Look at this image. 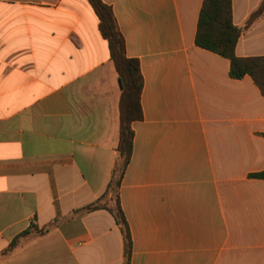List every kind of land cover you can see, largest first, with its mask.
I'll return each mask as SVG.
<instances>
[{
	"label": "crops",
	"instance_id": "crops-1",
	"mask_svg": "<svg viewBox=\"0 0 264 264\" xmlns=\"http://www.w3.org/2000/svg\"><path fill=\"white\" fill-rule=\"evenodd\" d=\"M143 76L119 189L131 264H264V96L196 46L204 0H102ZM262 0H232L238 58L264 57ZM88 0H0V264H124L106 210L121 87ZM50 231L4 256L31 226Z\"/></svg>",
	"mask_w": 264,
	"mask_h": 264
},
{
	"label": "trees",
	"instance_id": "trees-1",
	"mask_svg": "<svg viewBox=\"0 0 264 264\" xmlns=\"http://www.w3.org/2000/svg\"><path fill=\"white\" fill-rule=\"evenodd\" d=\"M88 1L99 18V29L103 38L108 42L111 60L115 65L121 87L119 104L120 139L117 148L119 161L113 171L106 194L95 203L75 212V214L90 213L97 210L108 211L115 219L123 235L125 243L124 264H131L132 238L121 208L119 189L132 157L134 138L132 125L143 119L141 94L144 82L139 61L126 56L125 39L112 9L105 5L102 0ZM263 16L264 0L250 15L245 29L250 28ZM241 34L242 29L235 26L233 22L232 0H204L199 15L195 39L196 46L229 60L230 77L241 80L246 76H250L264 96V57L238 58L235 49ZM250 178L264 180V171L252 174ZM56 223L57 221L42 229L31 226L14 238L3 255L13 253L26 241L34 237L47 234Z\"/></svg>",
	"mask_w": 264,
	"mask_h": 264
}]
</instances>
